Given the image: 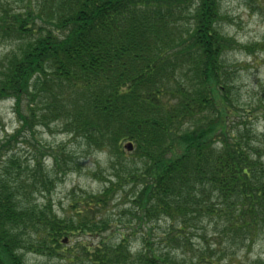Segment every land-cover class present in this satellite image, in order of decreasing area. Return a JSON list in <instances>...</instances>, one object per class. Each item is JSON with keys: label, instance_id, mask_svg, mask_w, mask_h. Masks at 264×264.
Returning <instances> with one entry per match:
<instances>
[{"label": "trees", "instance_id": "16d2710c", "mask_svg": "<svg viewBox=\"0 0 264 264\" xmlns=\"http://www.w3.org/2000/svg\"><path fill=\"white\" fill-rule=\"evenodd\" d=\"M224 19L221 0H0V102L17 124L0 139V264H237L264 235V136L226 58L253 50ZM52 123L81 152L135 162L125 215H106L111 187L72 196L62 218L33 202L67 164L51 154L47 170L43 148L23 161L17 145Z\"/></svg>", "mask_w": 264, "mask_h": 264}, {"label": "rangeland", "instance_id": "374dc122", "mask_svg": "<svg viewBox=\"0 0 264 264\" xmlns=\"http://www.w3.org/2000/svg\"><path fill=\"white\" fill-rule=\"evenodd\" d=\"M221 4L227 18L224 19V24H221L223 33L233 37L242 46L252 47L253 50L252 55L245 50H240L228 53L226 58L228 62L235 63L237 71L234 83L240 88L242 101L249 104L246 110L252 113L250 117L253 118H250V122L255 130L264 136V0H221ZM4 44L1 45L0 41V47ZM245 115L249 117L248 113ZM0 118L2 124L0 139H2L10 135L17 127L11 102H0ZM51 127H55L53 123L49 128L33 126L32 135L25 131L22 133V136L26 135V139L29 140L22 142L23 145H17V153L24 158L23 161L31 163L34 148H43L45 151L41 160L44 159L43 164L47 170L51 169L52 160L48 156L51 154L63 156L67 164L64 169V164L61 162V167L66 170V174L55 182L49 194L40 190L39 192L31 191L33 202L40 205L49 199L52 210L62 218L71 215L68 207L72 196L79 198L84 195H98L103 189L111 187V191L115 192L107 205L106 215H118L120 218L125 215V213L119 215V212L130 207L132 192L130 183L126 184L124 171L127 167L134 168L135 162L130 161V164L125 165L129 162L127 159L117 160L108 151L81 152L83 143H79V140L73 141L71 136L62 129ZM126 144L127 142H121L119 149L125 152L124 157L131 159L130 153L125 150ZM114 228L121 229V226L114 224ZM111 232L112 228L106 234L110 236ZM91 240L94 242L95 238ZM86 241L84 237H70L64 248L69 251L80 242ZM130 244L133 247L136 242ZM263 257L264 235L250 249L239 254V259L234 263L252 264L255 259ZM25 259L27 264H67L55 258L48 259L31 253L26 254Z\"/></svg>", "mask_w": 264, "mask_h": 264}, {"label": "water", "instance_id": "95a60500", "mask_svg": "<svg viewBox=\"0 0 264 264\" xmlns=\"http://www.w3.org/2000/svg\"><path fill=\"white\" fill-rule=\"evenodd\" d=\"M125 149H126L127 151H131V149H132L131 144L126 145V146H125Z\"/></svg>", "mask_w": 264, "mask_h": 264}]
</instances>
